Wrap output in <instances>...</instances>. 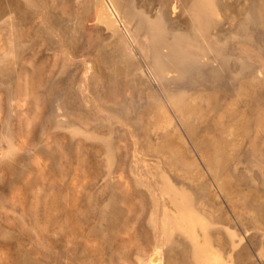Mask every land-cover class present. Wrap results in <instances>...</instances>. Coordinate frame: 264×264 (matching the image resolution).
Instances as JSON below:
<instances>
[{"label":"rangeland","instance_id":"rangeland-1","mask_svg":"<svg viewBox=\"0 0 264 264\" xmlns=\"http://www.w3.org/2000/svg\"><path fill=\"white\" fill-rule=\"evenodd\" d=\"M149 263L264 264V0H0V264Z\"/></svg>","mask_w":264,"mask_h":264},{"label":"bare ground","instance_id":"bare-ground-1","mask_svg":"<svg viewBox=\"0 0 264 264\" xmlns=\"http://www.w3.org/2000/svg\"><path fill=\"white\" fill-rule=\"evenodd\" d=\"M155 262V261H154ZM150 264V263H149ZM154 264V263H153Z\"/></svg>","mask_w":264,"mask_h":264}]
</instances>
